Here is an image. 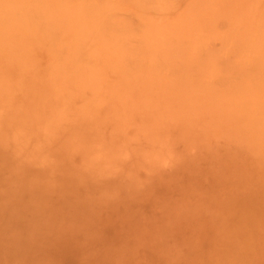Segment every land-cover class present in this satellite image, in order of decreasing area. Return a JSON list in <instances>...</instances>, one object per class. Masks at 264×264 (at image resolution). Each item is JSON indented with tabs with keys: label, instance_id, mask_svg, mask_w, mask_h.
I'll use <instances>...</instances> for the list:
<instances>
[{
	"label": "rangeland",
	"instance_id": "1",
	"mask_svg": "<svg viewBox=\"0 0 264 264\" xmlns=\"http://www.w3.org/2000/svg\"><path fill=\"white\" fill-rule=\"evenodd\" d=\"M58 1L34 0V3L56 10ZM61 1L64 7L74 11L77 2L86 0ZM115 1L119 0H112ZM123 1L124 4L122 0L117 4V17L120 19V15L126 13L128 17L137 19V25L143 20L147 22L148 29L144 28L147 31L144 34L152 42L154 39V42H160L170 33L181 38L175 40L181 42L182 55L186 59L185 65L181 63L184 58L177 61L183 65V77L190 70L184 53L193 50L188 46L197 39L203 40L196 56L202 59V63L197 60L195 66L190 65L191 68L196 67H193L196 73L189 72L192 82L184 80L183 83V88L188 87V90L184 89V98L188 102H184V108H181L174 94L166 92L161 81L153 76L125 80L113 71L106 73L105 70L112 66L114 60L102 55L104 50L99 46L90 65L96 69L104 68V73L101 70L97 73L91 88L74 87L70 77L56 81L61 75L49 73L51 64H56L55 54L59 58L63 55L68 57L78 43L74 37L65 42L64 39L68 38L64 29L59 31L60 34L58 32L60 36L55 42L43 38L37 43L26 44L24 50L10 43L9 55L12 60L5 61V56H0V264H264V124L261 127V123H264V100H258L259 94L254 96L252 93L260 92L264 83V68L263 71L258 70L261 73L254 72L256 77H260L259 74L262 76L260 81L255 80L257 83L250 85L242 83L239 85L242 86L240 91L236 79H233L238 96L234 94L232 100L217 97L215 106L209 97L212 95L210 83L214 79L217 81L218 70L225 69L223 63L226 67L238 63L248 66L250 59L261 58L257 55L261 51L264 55V0H201L202 3L199 0H152L143 2V6L139 4L141 7L135 2ZM154 3L158 4L157 12L154 11L155 7L152 9ZM224 4H230L231 13ZM217 11H222L220 15L223 17L219 15L220 12L215 13ZM219 16L222 20L215 19ZM258 17H262V21ZM223 18L228 19L227 24ZM218 21L221 26L217 25ZM178 24L181 25L179 31L174 30V25L176 27ZM261 29L263 34L260 35ZM237 32H241V37ZM256 42L261 44L258 46ZM62 44H65L64 48ZM215 47L217 52L221 49L216 57L222 58L223 65L221 68L217 64L216 69L213 68V77L201 52L204 50L209 59L214 54L207 50H215ZM252 52L254 54H250ZM142 65L145 67L147 62ZM27 68H34L35 72ZM52 75L57 84L51 80ZM211 78L213 80H209ZM216 86L223 88L219 84ZM14 87L18 90L15 91ZM195 89L202 92L198 93ZM249 89L252 91L248 96ZM209 91L211 95L208 96ZM140 95L144 96L142 100ZM143 102H148V106ZM197 102L201 104L197 106ZM52 103L56 105L52 107ZM56 107L60 109L54 110ZM218 107L227 115L219 112ZM89 108L92 112L90 115ZM173 108L176 111H172ZM239 113L243 114V118ZM95 114L98 117L95 118ZM232 114L233 122L232 118L229 120ZM72 117L75 118L72 120ZM86 120H90L89 126ZM123 126L129 128L125 130Z\"/></svg>",
	"mask_w": 264,
	"mask_h": 264
},
{
	"label": "bare ground",
	"instance_id": "2",
	"mask_svg": "<svg viewBox=\"0 0 264 264\" xmlns=\"http://www.w3.org/2000/svg\"><path fill=\"white\" fill-rule=\"evenodd\" d=\"M67 1V0H66ZM70 1V0H69ZM74 1V0H73ZM76 1V0H75ZM78 1V0H77ZM88 1L90 2V4H88ZM120 1V0H119ZM118 1V2H119ZM128 1H131L130 3H134L135 5H138L139 6V4H141V6H143L142 4H144L143 2H149V1H152V0H128ZM156 1V0H155ZM160 2H162L161 0H159ZM201 3H202V1L201 0H199ZM241 1V0H240ZM248 1V0H247ZM48 2V1H47ZM118 2H112V0L111 1H109V0H86V1H81V2H77V8L74 10V11H71V10H69V9H67L66 7H64L63 6V4H62V1L60 0V1H58L57 3H56V6H57V8H56V10H50V9H48L44 4L43 5H41V4H39V5H37V4H35L34 3V0H0V56H5V61H8V60H12V57H11V55H9L10 54V52H9V47H10V43L11 44H13V45H15V44H17L18 46H19V48L21 49V50H24L25 49V46H26V44H34V43H37L38 42V40H42L43 38H45L47 41H49V42H55L59 37L58 36H60L59 34H60V32L59 31H62V29H64L65 30V37L66 38H68V39H64V41L65 42H67L68 43V41L69 40H71L72 38L71 37H74L73 39H75L76 41H78V43H77V45H76V47L74 48V51L68 56V57H65L64 55L61 57V58H59L58 57V54H55V60H56V64H54V63H52L51 64V69L49 70V73H50V75L51 74H55V75H61L59 78H54V76L52 75L51 76V80L53 81V82H55L54 80L56 79V81L58 80L59 82L63 79V78H65V77H70V78H72V85L74 86V87H80V88H84V89H86V88H91L93 85H94V79H95V77H96V75H97V73L101 70L103 73H104V71H103V69H96V68H94V67H92L91 65H90V61H91V59L97 54L96 52H95V50H96V48L99 46V47H101L103 50H104V54L103 53H101L102 55H106V56H109V57H111L114 61H113V63H112V60H111V63H112V66H108V69L107 70H105V72L107 73V72H110V71H113V73L115 74V73H117L120 77H121V79L123 78V79H125V80H128V79H132V78H138V77H140V78H144V77H141V76H146L147 75V77H150V76H153L155 79L157 78V79H159L160 81H161V83L163 84L162 86L164 87V89H165V91L166 92H172V94H174V96L176 97V99L177 100H179L180 102V107L181 108H184V102H186L187 100H186V98H184V89L185 88H183V83H185V81H191L192 82V77L191 76H188L189 74V72H191V71H194L195 72V69H196V67H194L195 65V63H196V61L197 62H201L200 60H202L201 58L199 59V58H197L196 56H197V52L199 51V47L201 46V45H203V40H198L197 38V41L196 42H194V44L193 45H191V46H188V49H189V47H190V50H191V48L193 49L190 53H188V51L185 49V51H187V53L185 52L184 53V55H185V57H187L188 59H187V63L188 64H190V65H194V66H192V68L190 67V65H188V69H190V70H187L188 72H187V74L186 75H184V77H183V65H185V64H183L184 63V61L186 60L184 57H183V55H182V45H181V42L180 41H178V40H175V39H181V38H177L176 36V34L175 33H170V35H168L167 37H165V39L164 40H159L160 42H154L155 41V39H154V41L152 42L147 36H145V34H144V31H146L145 29H148L147 27H146V23L145 22H143V21H141V23H140V25H137V24H139V23H136V20L137 19H133V18H131L130 16L128 17V15L125 13V15H123L124 13H122L121 15L123 16V19L125 20H123L122 19V16L119 14V12H118V14L120 15V19L117 17V15H116V10L118 9V6H117V4H118ZM124 1L122 0V4H124L123 3ZM127 2V1H126ZM125 2V3H126ZM164 2V1H163ZM168 2V1H167ZM171 2V1H170ZM169 2V3H170ZM197 2H198V0H197ZM196 2V3H197ZM38 3V2H37ZM70 3V2H69ZM120 3V2H119ZM159 3V2H158ZM172 3V2H171ZM196 3H195V5H196ZM239 3H241V2H239ZM74 4V3H73ZM73 4H70V5H73ZM149 4V3H148ZM155 5H153L152 6V9H153V7H155L153 10L154 11H156L157 12V10L158 9H156V6L158 5H156V3H154ZM164 4V3H163ZM212 4V3H211ZM217 4V3H216ZM70 5H68V6H70ZM131 5H133V4H131ZM165 5V4H164ZM194 5V6H195ZM199 5H200V3H199ZM198 5V6H199ZM225 5V4H224ZM244 5H245V3H244ZM79 6V7H78ZM125 6H128V5H125ZM141 6H139V7H141ZM166 6V5H165ZM172 6V5H171ZM194 6H192L193 8H194ZM218 6H219V4H218ZM226 6V5H225ZM238 6V5H237ZM124 6H120V8H123ZM138 7V8H139ZM144 7L145 8H147V6H145L144 5ZM196 7V6H195ZM216 7V6H215ZM228 9H229V7H231L230 6V4H229V6L227 5L226 6ZM246 7L248 8V6L246 5ZM251 7V6H250ZM129 8H131V7H129ZM128 8V9H129ZM187 8V7H186ZM233 8H235V7H233ZM237 9H238V7H236ZM240 8V7H239ZM253 8H254V6H253ZM74 9V8H73ZM128 9H127V11H128ZM141 9V8H140ZM150 8H148V10H149ZM189 9V8H188ZM215 9V8H214ZM214 9H212L213 11H214ZM223 9H225V8H223ZM243 9H245V7L243 8ZM249 9V8H248ZM247 9V11H249ZM251 9V8H250ZM130 10V9H129ZM143 10V9H142ZM145 10V9H144ZM143 10V11H144ZM192 10V9H191ZM227 10V9H226ZM231 9H229L228 11L231 13V11H230ZM234 10V9H233ZM241 10H242V8H241ZM246 10V9H245ZM124 11V10H123ZM127 11H125V12H127ZM147 11V10H146ZM159 11V10H158ZM166 11V10H165ZM194 11H195V9H194ZM223 11V10H222ZM222 11H217V12H215V13H218V12H220L219 13V15L222 13ZM238 11V10H237ZM135 12H136V10H135ZM162 12V11H161ZM236 12V11H235ZM241 12H243V11H241ZM251 12L253 13L254 11H252V9H251ZM257 12V11H256ZM121 13V12H120ZM224 13H225V11H224ZM229 13V14H230ZM238 13H239V11H238ZM132 14H134V13H132ZM145 14V13H144ZM143 14V15H144ZM166 14V13H165ZM228 14V16L230 17V15ZM236 14H237V12H236ZM247 14L248 13H246V17H247ZM249 14H251V13H249ZM256 14V13H255ZM118 15V16H119ZM127 15V16H126ZM134 15H136L137 16V14H134ZM141 16H142V14H140ZM146 15V14H145ZM183 15H184V13H183ZM194 15V14H193ZM218 15V14H217ZM226 15V14H225ZM224 15V16H225ZM234 15H235V13H234ZM67 16H69V18L67 17ZM149 16V15H148ZM188 16H190V15H188ZM205 16H207V15H205ZM209 16V15H208ZM212 16V15H211ZM220 16H222L223 17V15H220ZM218 17V18H215V19H221L222 20V18L221 17ZM241 16V15H240ZM253 16V15H252ZM125 17V18H124ZM128 17V18H127ZM150 17V16H149ZM213 17H215V14H214V16ZM212 17V18H213ZM226 17V16H225ZM229 17H228V19H229ZM254 17V16H253ZM138 18H141V17H138ZM151 18V17H150ZM159 18V17H158ZM196 18V17H195ZM249 18V17H248ZM259 18V17H258ZM122 19V20H121ZM126 19H128V20H126ZM154 19V18H153ZM155 19H156V17H155ZM177 19V18H176ZM211 19V18H210ZM225 18H223V20H224ZM228 19H226V20H224L225 22L228 20ZM252 19V18H251ZM260 19V18H259ZM261 19H262V17H261ZM260 19V20H261ZM141 20H142V18H141ZM193 20V19H192ZM203 20V19H202ZM212 20V19H211ZM245 20V19H244ZM243 20V21H244ZM255 21H256V19H254ZM134 21H135V23H134ZM157 21V20H156ZM173 21V20H172ZM196 21V20H195ZM213 21V20H212ZM220 21V20H219ZM219 21H218V23H217V25L219 24L220 25V23H219ZM262 21V20H261ZM260 21V22H261ZM264 21V20H263ZM128 22H130V24L128 23ZM168 22V21H167ZM171 22V21H170ZM176 22V21H175ZM182 22V20L180 21V23ZM185 22V21H184ZM209 22V21H208ZM213 22H215V21H213ZM224 22V23H225ZM230 22V21H229ZM250 22V21H249ZM133 23V24H132ZM155 23V22H154ZM207 23V22H206ZM151 24H153V23H151ZM213 24V23H212ZM226 24H227V22H226ZM253 24H255V23H253ZM264 24V23H263ZM136 25V26H135ZM155 25H156V23H155ZM165 25H166V23H165ZM179 25L180 24H178V26H176L175 27V25H174V30H178V28H180L179 27ZM215 25H216V23H215ZM246 25H248V23H246ZM134 26V27H133ZM149 26V25H148ZM168 26V25H167ZM172 26V25H171ZM181 26V25H180ZM208 26V25H207ZM221 26V25H220ZM220 26H217L218 28L220 27ZM255 26V25H254ZM135 27H138V28H135ZM156 27V26H155ZM154 27V28H155ZM183 27V26H182ZM200 27V26H199ZM227 27V26H226ZM226 27H224V28H226ZM234 27H237V26H234ZM233 27V28H234ZM59 28H61V30H59ZM145 28V29H144ZM229 28V27H228ZM243 28V27H242ZM261 28L263 29V27L261 26ZM144 29V30H143ZM194 29V28H193ZM193 29H191V30H193ZM212 28H210V30H211ZM221 29H222V27H221ZM250 28H248V30H249ZM260 29V28H259ZM262 29L260 30V32L261 33H258V34H263L262 32ZM153 30V29H152ZM163 30V29H162ZM198 30V29H197ZM205 30H206V28H205ZM247 30V29H246ZM149 31V30H148ZM161 31V30H160ZM159 31V32H160ZM179 31V30H178ZM178 31H176V32H178ZM209 31V30H208ZM207 30H206V32L208 33V35H210L211 33H209ZM230 31V30H229ZM228 31V32H229ZM244 32H245V29L243 30ZM58 32H59V34H58ZM147 32V31H146ZM172 32H174V31H172ZM211 32V31H210ZM232 32L233 31H231V34H232ZM249 32V31H248ZM152 33V32H151ZM219 33H221V32H219ZM227 33V32H226ZM238 34H240L239 35V37H241V32H237ZM236 33V34H237ZM149 34V33H148ZM160 34V33H159ZM188 34V33H187ZM192 34V33H191ZM191 34H189V35H191ZM206 34V33H205ZM204 34V35H205ZM150 35V34H149ZM181 35H185V34H181ZM188 35V36H189ZM248 35V34H247ZM260 35H257L258 37H262V36H260ZM156 36V35H155ZM165 36V35H164ZM179 36V35H178ZM187 36V35H186ZM185 36V38H187ZM200 36V35H199ZM226 36H229V35H226ZM249 36V35H248ZM252 36H254V35H252ZM58 37V38H57ZM64 37V38H65ZM195 37H197V36H195ZM211 37V36H210ZM209 37V38H210ZM215 37V39H216V36H214ZM257 37V38H258ZM156 38V37H155ZM223 38V37H222ZM225 38H227V37H225ZM249 38H251L250 36H249ZM157 39V38H156ZM192 39V38H191ZM211 40H213L214 38L212 37V38H210ZM224 39V38H223ZM238 39V38H237ZM245 40H246V38H244ZM188 40H190V39H187V41ZM228 41H229V39H227ZM157 41V40H156ZM205 41V40H204ZM73 42V41H72ZM71 42V43H72ZM207 42V41H206ZM237 42V41H236ZM245 42V41H244ZM253 42V41H252ZM262 42V41H261ZM208 43V42H207ZM225 44H226V41L224 42ZM223 43V44H224ZM258 43V44H257ZM224 44V45H225ZM231 44V43H230ZM233 44H234V42H233ZM244 44V43H243ZM256 44L259 46L260 44H259V42H256ZM57 45H58V43H57ZM188 45V44H187ZM213 45V44H212ZM216 45V44H215ZM214 45V46H215ZM235 45V44H234ZM56 46V45H55ZM55 46H53V47H55ZM69 46V45H68ZM228 46V45H227ZM230 46V45H229ZM232 46V45H231ZM250 46V45H249ZM62 47L64 48L65 47V44H62ZM67 47V46H66ZM202 47V46H201ZM217 47H219V45L217 46ZM238 47V46H237ZM252 47H255L253 44H252ZM216 48V47H215ZM220 48H221V46H220ZM225 48V47H224ZM242 48H243V45H242ZM262 48H264V46H262ZM208 49V48H207ZM248 49V48H247ZM251 49V48H250ZM259 49V48H258ZM209 50V49H208ZM207 50V52H210V53H212V54H214V55H212L213 57H211V56H209V59H207V57H206V55L207 54H204L205 53V51L204 50H202L203 52H201V57H203V58H205L206 60H205V65H206V67H208V68H210V73H212L211 75L214 77V71L215 70H213V68L214 69H216V66H217V64H219V66H221V65H223L224 64V66H225V69H221V71L222 70H225V71H223V73H221V71L220 70H218V73H217V77H216V80L217 81H215V79L213 80L212 78L211 79H209V80H213V82H211L210 83V88L212 89L211 90V93H212V95L210 94V91L208 92V96H209V94L213 97H211V96H209L210 97V99H211V102H213V104H215L216 102H217V97H220L221 99L222 98H225L224 100H228V101H230V100H232L233 99V97H234V94L235 95H237V93H236V91L239 89V91H240V89H241V87L242 86H240L239 87V85L241 84L242 85V83H246V85L247 84H251V83H253V82H256L255 80H257V82L258 81H260V77L262 78V76L259 74L258 76H260V77H256V76H254V72L257 74V72H259L258 70H260L261 69V71H263L262 70V67L264 68V55H262V51H261V53H259V51H258V53L259 54H257L258 56H261V58L259 57V60H258V58H255L254 57V60L256 61V59H257V63L256 62H254V60H249V64H247L248 66H245V67H247V70H246V68L244 67V66H241L240 64H242V63H238V64H233V65H227V67H226V64L225 63H223L222 64V62H221V60H222V58H220L219 59V57L220 56H218V57H216L217 56V53H219V51L221 50H219L218 52H217V48L215 49V50H212V52H211V50H209L208 51ZM239 50V49H238ZM237 50V51H238ZM262 50H264V49H262ZM35 51H37V50H35ZM64 51V50H63ZM62 51V52H63ZM66 51H69V49L68 50H66ZM99 51V50H98ZM214 51H215V53H214ZM241 50H239V52H240ZM243 51V50H242ZM206 52V53H207ZM42 53V52H41ZM244 53V52H243ZM263 53H264V51H263ZM83 54H84V56H83ZM204 54V55H203ZM220 54V53H219ZM226 54V53H225ZM238 54V53H237ZM248 54V53H247ZM250 54H254L253 52L252 53H250ZM35 55H36V53H35ZM44 55V54H43ZM101 55V56H102ZM198 55H199V53H198ZM239 55V54H238ZM37 56V55H36ZM39 56V55H38ZM45 56V55H44ZM53 55H51V57H52ZM182 56V57H181ZM205 56V57H204ZM214 56H215V58H214ZM222 56V55H221ZM257 56V57H258ZM103 57V56H102ZM242 57H244V56H242ZM42 58V57H41ZM49 58V57H48ZM180 58H182V60H183V58H184V60L181 62L183 65H179L178 63H177V61H179V59ZM193 58V59H192ZM212 58V59H211ZM214 58V59H213ZM226 57H224V59H225ZM240 58V57H239ZM250 58V57H249ZM38 59H40V58H38ZM107 58L105 57V59L104 60H106ZM110 59V58H109ZM236 59V58H235ZM248 59V58H247ZM13 60H18L17 58H13ZM52 60V59H51ZM176 60V61H175ZM181 60V59H180ZM233 60H234V58H233ZM237 60V59H236ZM243 60V59H242ZM263 60V61H262ZM40 61V60H39ZM43 61V60H42ZM96 61V60H95ZM226 61V60H225ZM238 61V60H237ZM247 61V60H246ZM246 61H245V63H246ZM261 63H260V62ZM41 62V61H40ZM50 62V61H49ZM92 62V61H91ZM100 62V61H99ZM145 62H147V65H145V67L142 65V63H144L145 64ZM234 62H235V60H234ZM233 62V63H234ZM4 63V62H3ZM47 63V62H46ZM103 63H104V61H103ZM108 63V62H107ZM110 63V62H109ZM180 63V64H181ZM202 63V62H201ZM200 63V64H201ZM256 63V64H255ZM48 64V63H47ZM99 64V63H98ZM230 64V63H229ZM5 65V64H4ZM3 65V66H4ZM110 65V64H109ZM252 65V66H251ZM261 65V66H260ZM94 66H95V63H94ZM100 66V65H99ZM143 66V67H142ZM14 67V66H13ZM13 67H11V68H13ZM16 67V66H15ZM42 67H44V66H42ZM96 67V66H95ZM193 67L195 68V69H193ZM249 67V68H248ZM10 67H8V69H9ZM10 68V69H11ZM35 68V67H34ZM33 68V69H34ZM184 68H185V66H184ZM204 68V67H203ZM219 68V67H218ZM221 68H222V66H221ZM17 69V68H16ZM19 69V68H18ZM33 69H31V70H29L28 68H27V70H29V71H34ZM147 69H150V71H144V70H147ZM7 70V69H6ZM15 70V69H14ZM19 70H21V69H19ZM43 70V69H42ZM2 71V70H1ZM12 71V70H11ZM250 73H249V72ZM252 71V72H251ZM2 72H5V71H2ZM35 72V71H34ZM194 72H193V74H194ZM264 72V71H263ZM13 73V72H12ZM196 73V72H195ZM207 73H209V72H207ZM247 73H249V74H247ZM259 73H261V72H259ZM7 74H9V72L7 73ZM15 74V73H14ZM35 74V73H34ZM203 74V73H202ZM12 74H10V76H11ZM27 75V74H26ZM204 75V74H203ZM207 75V74H206ZM15 76L16 75H14L13 76V80H14V78H15ZM23 76H24V80H25V75H24V73H23ZM28 76V75H27ZM38 76V75H37ZM202 76V75H201ZM7 77V76H6ZM20 77V76H19ZM46 77V76H45ZM29 78V77H28ZM103 78V77H102ZM106 77L104 76V78L103 79H105ZM153 78V79H154ZM7 79H8V77H7ZM27 79V78H26ZM47 79V78H46ZM120 78H119V80H121ZM147 79H149V78H147ZM147 79H145V80H147ZM152 79V80H153ZM154 79V80H155ZM156 79V80H157ZM198 79V78H197ZM205 79H207V78H205ZM233 79H236V81H237V84L235 83V81L233 82ZM20 80V79H19ZM135 80V79H134ZM145 80H144V82H145ZM150 80V79H149ZM153 80V81H154ZM185 80V81H184ZM199 80H201V79H199ZM10 81V80H9ZM28 81V80H27ZM26 81V82H27ZM103 81V80H102ZM107 81V80H106ZM122 81V80H121ZM139 81V80H138ZM158 81V80H157ZM194 81H196V78H195V80ZM193 81V83L195 84L196 82H194ZM198 81V80H197ZM216 82V84H215V82ZM233 83H232V82ZM261 81H262V79H261ZM263 81H264V77H263ZM14 82V81H13ZM25 82V83H26ZM108 82V81H107ZM106 82V83H107ZM218 82V83H217ZM256 82V83H257ZM2 83H3V80H2ZM6 83H7V81H6ZM5 83V84H6ZM12 83V82H11ZM18 83H20V81L18 82ZM35 83H37V82H35ZM56 84L58 83V82H55ZM109 83V82H108ZM107 83V84H108ZM147 83V85H149L148 84V82H146ZM161 83H160V87H161ZM260 84H261V82H259ZM39 84H41V83H39ZM110 84V83H109ZM132 84V83H131ZM136 84H137V82H136ZM142 84V83H141ZM158 84H159V82H158ZM192 84V83H191ZM191 84H190V87H191ZM217 84H219V85H222V89H218V86H216ZM233 84L235 85H237V87H238V89L235 91V89H234V87H233ZM18 85V84H17ZM16 85V86H17ZM25 85V84H24ZM26 85H28V82H27V84ZM105 85V84H104ZM121 85V84H120ZM119 85V86H120ZM123 85V84H122ZM133 85V84H132ZM135 85V84H134ZM133 85V86H134ZM146 85V84H145ZM235 85V86H236ZM262 86H261V88L259 89L260 90V92L259 93H254V91L252 92L253 93V95L254 94H259V95H257L258 97H260V98H258V100H260V101H262V100H264V83L263 84H261ZM3 86V85H2ZM13 86V85H12ZM21 86V85H20ZM23 86V85H22ZM38 86V85H37ZM47 86V85H46ZM111 86V85H110ZM124 86V85H123ZM128 86V85H127ZM140 86V85H139ZM142 87H143V85H141ZM153 86V85H152ZM185 86V85H184ZM195 86H197V85H195ZM194 86V87H195ZM255 85L253 84V87H254ZM5 87V86H4ZM24 87V86H23ZM113 87V86H112ZM112 87H109V88H112ZM126 87V86H125ZM129 87V86H128ZM135 87V86H134ZM156 87V86H155ZM162 87V88H163ZM193 87V88H194ZM206 87V86H205ZM208 87V86H207ZM244 87V86H243ZM246 87V86H245ZM15 88H17V87H14V90H15ZM70 88V87H69ZM115 88V87H114ZM113 88V89H114ZM120 88V87H119ZM119 88H117L118 90H119ZM122 88V87H121ZM120 88V89H121ZM141 88V87H140ZM144 88V87H143ZM148 88V87H147ZM149 88H150V86H149ZM152 88V87H151ZM188 88V87H187ZM185 89V90H188V89ZM236 88V87H235ZM13 89V88H12ZM25 89V88H24ZM53 89V88H52ZM116 89V88H115ZM136 89V88H135ZM153 89V88H152ZM158 89V88H157ZM16 90H18V89H16ZM15 90V91H16ZM106 90V89H105ZM123 90V89H122ZM144 90H145V88H144ZM154 90V89H153ZM162 90V89H161ZM199 90H201V89H198V91ZM257 90V88H255V91ZM112 91H115V90H112ZM112 91H110V92H112ZM125 91V90H124ZM128 91V90H127ZM129 91H131V89L129 90ZM149 91H150V89H149ZM148 91V92H149ZM152 91V90H151ZM195 91H196V89H195ZM194 91V92H195ZM198 91H196V92H198ZM235 91V92H234ZM250 91H252V89H249L248 90V92H247V95L249 96L250 95ZM12 92H14V91H12ZM18 92V91H17ZM118 92V91H117ZM116 92V93H117ZM202 92V91H201ZM200 91L198 92V93H201ZM204 92H206V91H204ZM238 92V91H237ZM257 92V91H256ZM1 93V92H0ZM19 93H21V90L19 89ZM22 93H23V90H22ZM27 93V92H26ZM29 93V92H28ZM84 93V92H83ZM116 93H114V94H116ZM145 93V92H144ZM222 93H224V94H226L227 96H223L222 95ZM232 93V95L231 96H228V95H230ZM240 93V92H239ZM243 93H244V91H243ZM13 94V93H12ZM118 94V93H117ZM122 94H123V92H122ZM130 94V93H129ZM128 94V95H129ZM132 94H133V92H132ZM146 94V93H145ZM149 94H152V92L151 93H149ZM171 94V95H172ZM31 95H32V92H31ZM35 95H37V94H35ZM58 95V94H57ZM70 95H75V94H73V93H70ZM80 95V94H79ZM86 95V94H85ZM84 95V96H85ZM90 95V94H89ZM111 96H112V94H110ZM204 95H205V93H204ZM94 96V95H93ZM100 96H102V95H100ZM108 96V95H107ZM141 96V100H142V97H144V96H142V95H140ZM146 96H148V95H146ZM207 96V97H208ZM238 96V95H237ZM255 96V95H254ZM253 96V97H254ZM38 97V96H37ZM62 97V96H61ZM99 97V96H98ZM117 97V96H116ZM150 97V96H149ZM169 97H170V95H169ZM193 97V96H192ZM196 97L197 98H199V95L197 96V93H196ZM203 97V96H202ZM206 97V96H205ZM250 97H252V96H250ZM31 98H33L32 96H31ZM54 98H55V95H54ZM60 98V97H59ZM72 98V97H71ZM70 98V99H71ZM84 98H86V97H84ZM174 98V97H173ZM173 98H171V99H173ZM194 98V97H193ZM192 98V99H193ZM56 99V98H55ZM64 99V98H63ZM83 99V98H82ZM87 99V98H86ZM106 99V98H105ZM107 99H108V97H107ZM134 99V98H133ZM145 99V98H144ZM190 99V98H189ZM250 99H252V98H250ZM39 99L37 98V101H38ZM109 100V99H108ZM167 100H168V98H167ZM175 100V99H174ZM173 100V101H174ZM194 100V99H193ZM237 100V99H236ZM235 100V101H236ZM56 101H59V100H56ZM76 101V100H75ZM79 100H77L76 102H78ZM82 101V100H81ZM89 101V100H88ZM113 101V100H112ZM144 101V100H143ZM147 101H149V100H147ZM196 101H197V99H196ZM207 101V100H206ZM227 101V102H228ZM239 101V100H238ZM39 102V101H38ZM53 102H54V100H53ZM70 102V101H69ZM75 102V103H76ZM80 102V101H79ZM83 102V101H82ZM104 102H106V101H104ZM116 101H114V103H115ZM175 102V101H174ZM188 102V101H187ZM186 102V103H187ZM199 102V101H198ZM198 102H197V106H199L198 105ZM208 102V101H207ZM40 103V102H39ZM56 103V102H55ZM58 103V102H57ZM62 103V102H61ZM63 103H64V101H63ZM67 103V102H66ZM71 103H72V101H71ZM70 103V105H72ZM93 103V102H92ZM110 103V102H109ZM118 103V102H117ZM128 103V102H127ZM139 103V102H138ZM144 103V102H143ZM154 103V102H153ZM166 103H167V101H166ZM165 103V104H166ZM169 103H171V101H169ZM175 103H177V102H175ZM179 103H177V105L179 104ZM210 103V102H209ZM222 103V102H221ZM224 103H226V102H224ZM229 103H231V102H229ZM228 103V104H229ZM234 103V102H233ZM251 103V102H250ZM255 103H258V102H255ZM53 104V103H52ZM51 104V105H52ZM132 104H134V103H132ZM136 104V103H135ZM145 105L146 104H148V102L146 103H144ZM144 104H142L143 106H144ZM172 104H174V103H172ZM211 104V103H210ZM218 104V106H219V103H217ZM232 104V103H231ZM239 104V103H238ZM251 104H254V103H251ZM259 104H261V103H259ZM56 105V104H55ZM54 104H53V106L52 107H54L55 106ZM66 105V104H65ZM84 105H86V104H84ZM83 105V106H84ZM88 105V104H87ZM168 105V104H167ZM193 105V104H192ZM212 105V104H211ZM247 105V104H246ZM249 105V104H248ZM40 106V105H39ZM42 106V105H41ZM69 106V105H68ZM67 106V107H68ZM102 106V105H101ZM100 106V107H101ZM117 106V105H116ZM115 106V107H116ZM133 106V105H132ZM135 106V105H134ZM146 106H148V105H146ZM156 106V105H155ZM172 106V105H171ZM209 106V105H208ZM215 106H216V104H215ZM214 106V107H215ZM226 106V105H225ZM231 106H233V105H231ZM235 106V105H234ZM45 107H47V106H45ZM49 107V106H48ZM60 107H62V106H60ZM71 107V106H70ZM72 107H73V105H72ZM114 107V108H115ZM118 107V106H117ZM124 107V106H123ZM122 107V108H123ZM174 107V106H173ZM191 107V106H190ZM193 107H194V105H193ZM255 107V106H254ZM260 107H261V105H260ZM51 108V107H50ZM78 108V106L76 107V109ZM85 108V107H84ZM119 108H121V107H119ZM128 108V107H127ZM142 108V107H141ZM143 108H145V110H146V107H143ZM149 108H151V106L149 107ZM148 108V109H149ZM195 108H197L198 109V107H195ZM221 108H224V107H221ZM235 108L237 109V107L235 106ZM240 109H238L239 110V112H241L240 110H241V107H239ZM245 108V107H244ZM250 108H252V107H250ZM257 108V107H256ZM262 108H263V106H262ZM41 109V108H40ZM47 109V108H46ZM49 109V108H48ZM57 109H60L59 107L57 108H55L54 110H57ZM66 109V108H65ZM65 109H63V111L65 110ZM86 109V108H85ZM90 110H88L89 112V115L92 113L91 112V108H89ZM98 109H100V108H98ZM111 109H112V107H111ZM110 109V110H111ZM124 109V108H123ZM122 109V110H123ZM129 109V108H128ZM135 109V108H134ZM158 109H159V107H158ZM174 109V108H173ZM172 109V111H176L175 109H176V106H175V109L173 110ZM190 109V108H189ZM200 109V108H199ZM198 109V110H199ZM225 109V108H224ZM53 110V111H54ZM82 110V109H81ZM113 110H115V109H113ZM118 110V109H117ZM154 110V109H153ZM159 110H161V109H159ZM193 111H195L194 109H192ZM198 110H197V112H198ZM213 110V109H212ZM211 110V111H212ZM235 110V109H234ZM242 110H244V109H242ZM254 110V109H253ZM52 111V112H53ZM62 111V113H63V115H64V112ZM87 111V110H86ZM86 111H84L85 113H86ZM112 111V110H111ZM141 111V110H140ZM143 111V110H142ZM155 111H157V110H155ZM166 111V110H165ZM200 111V110H199ZM204 111H205V109H204ZM218 111H219V107H218ZM221 111H222V109H221ZM221 111H219V112H221ZM244 111H247V109L246 110H244ZM256 111V110H255ZM51 112V111H50ZM57 112H59V111H57ZM56 112V113H57ZM130 113H131V111H129ZM129 112L127 113V116H128V114H129ZM132 112H134V110L132 111ZM146 112H147V110H146ZM150 112V111H149ZM154 112V111H153ZM159 112V111H158ZM162 112V111H161ZM190 112V111H189ZM207 112H209V110H207ZM223 112V111H222ZM227 112V111H226ZM237 112V111H236ZM235 112V113H236ZM249 112V111H248ZM79 113H80V110H79ZM78 113V114H79ZM141 113V112H140ZM143 113V112H142ZM174 113V112H173ZM191 113V112H190ZM224 114H225V112H223ZM238 113V112H237ZM243 113V112H242ZM255 114L254 115H256V112H254ZM74 114V113H73ZM75 114H76V112H75ZM74 114V115H75ZM113 114V113H112ZM149 114V113H148ZM148 114H145V116L146 115H148ZM158 114V113H157ZM179 114V113H178ZM194 115H195V113H193ZM234 114V113H233ZM232 114V117H230L229 118V120L231 119V121L233 120V117H234V115ZM53 115V114H52ZM52 115H51V117H52ZM73 115V116H74ZM82 115V114H81ZM84 115V114H83ZM82 115V116H83ZM86 115V114H85ZM96 115V114H95ZM115 115H117V113L115 114ZM123 115V114H122ZM122 115H120L121 117H122ZM133 115H135V114H133ZM132 115V116H133ZM180 115V114H179ZM212 115V114H211ZM220 115H221V113H220ZM227 114H225L224 116H226ZM237 115V114H236ZM246 114H244V116H245ZM251 115V114H250ZM58 116H59V114H58ZM62 116V115H61ZM60 116V117H61ZM77 116V115H76ZM101 116V115H100ZM114 116V115H113ZM112 116V117H113ZM124 116V115H123ZM126 116V117H127ZM135 116H137V115H135ZM134 116V117H135ZM152 116V115H151ZM176 116V115H175ZM223 116V117H224ZM239 116L241 117L242 116V118H243V114H240L239 113ZM96 117H98L97 115L95 116V118ZM148 117H149V115H148ZM148 117H146V118H148ZM166 117V116H165ZM194 117V116H193ZM235 117H238V116H235ZM246 117H249V116H246ZM264 117V116H263ZM57 118V116L55 117V119ZM73 118H75V117H72V120H73ZM77 118H79L78 116H77ZM87 118V117H86ZM93 118H94V116H93ZM115 118H117V117H115ZM128 118V117H127ZM133 118V117H132ZM168 118V117H167ZM170 118V117H169ZM181 118V117H180ZM195 118H196V116H195ZM194 118V119H195ZM251 118V117H250ZM54 119V118H53ZM80 119H82V117H80ZM88 119V118H87ZM122 119V121H124L123 120V118H121ZM139 119V118H138ZM176 119V118H175ZM177 119H178V117H177ZM177 119H176V121H177ZM193 119V118H192ZM192 119H190V120H192ZM238 119V118H237ZM85 120V119H84ZM116 120V119H115ZM115 120H114V122H115ZM118 120V119H117ZM130 120V119H129ZM128 119H127V121H129ZM134 120V119H133ZM155 120H157V119H155ZM160 120V119H159ZM167 120H169V119H167ZM182 120V119H181ZM198 120H200V118L198 119ZM235 120V119H234ZM242 120V119H241ZM244 121H245V119H243ZM248 120V119H247ZM253 120V119H252ZM50 121V120H49ZM56 121V120H55ZM81 121V120H80ZM87 121V120H86ZM90 121V120H89ZM89 121H87L86 123L88 124V122ZM136 121V120H135ZM176 121L175 122H173V124L174 123H176ZM180 121V120H179ZM195 121V120H194ZM214 121V123H215V121H216V119L215 120H213ZM72 122V124H74L73 123V121H70V123ZM79 122V121H78ZM94 122V121H93ZM96 122V121H95ZM163 122H165V121H163ZM170 122V121H169ZM202 122H204V121H202ZM233 122V121H232ZM248 122H249V120H248ZM247 122V123H248ZM253 122H255V121H253ZM83 123V122H82ZM91 123V122H90ZM116 123V122H115ZM119 123V122H118ZM126 123V122H125ZM197 123V122H196ZM242 123V122H241ZM244 123V122H243ZM245 123H246V121H245ZM259 123V122H258ZM47 124V123H46ZM77 124V123H76ZM81 124V123H80ZM161 124V123H160ZM169 124V123H168ZM233 124H235V122L233 123ZM237 124V123H236ZM236 124L234 125V126H236ZM260 124V123H259ZM264 123H261V127H262V125H263ZM49 125V124H48ZM122 125V124H121ZM159 125V124H158ZM167 125V124H166ZM176 125V124H175ZM200 125H202V124H200ZM205 125V127H206V124L204 123L203 124V126ZM214 125V124H213ZM218 125L219 124H217V126L216 127H218ZM229 125V124H228ZM88 126H89V124H88ZM88 126H86V130H88ZM132 126V125H131ZM221 126V125H220ZM219 126V127H220ZM223 126V125H222ZM231 126V125H230ZM233 126V125H232ZM259 126V125H258ZM73 127V126H72ZM91 127H93V126H91ZM121 127V129H122V126H120ZM120 127L118 128V130H120ZM124 128H125V130H126V128H129L128 126H123ZM212 127V126H211ZM216 127H215V129H216ZM48 127H46V129H47ZM221 128V127H220ZM230 128V127H229ZM228 128V129H229ZM262 128H264V127H262ZM210 129V128H209ZM223 129H224V127H223ZM233 130H235V129H233ZM237 130V129H236ZM89 131V130H88ZM88 131H87V133H88ZM122 131H123V129H122ZM120 132V131H119ZM229 133V131L227 132V134ZM237 133V132H236ZM244 133V132H243ZM126 133H125V131H124V135H125ZM221 134H222V131H221ZM238 134V133H237ZM225 135V134H224ZM122 136H123V133H122ZM237 136V135H236ZM238 136H239V134H238ZM228 137V136H227ZM233 137H235V136H233ZM47 140V139H46ZM118 141L120 140V139H117ZM46 142V141H45ZM121 143H122V140H121ZM247 146V145H246ZM251 149V148H250Z\"/></svg>",
	"mask_w": 264,
	"mask_h": 264
}]
</instances>
